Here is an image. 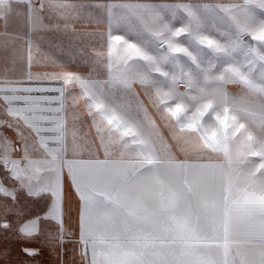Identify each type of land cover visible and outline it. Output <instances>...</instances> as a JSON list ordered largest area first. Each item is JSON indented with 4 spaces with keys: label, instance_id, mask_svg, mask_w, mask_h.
I'll list each match as a JSON object with an SVG mask.
<instances>
[{
    "label": "snow or ice",
    "instance_id": "snow-or-ice-1",
    "mask_svg": "<svg viewBox=\"0 0 264 264\" xmlns=\"http://www.w3.org/2000/svg\"><path fill=\"white\" fill-rule=\"evenodd\" d=\"M0 29V229L24 255L264 264V0H0Z\"/></svg>",
    "mask_w": 264,
    "mask_h": 264
},
{
    "label": "flooded vegetation",
    "instance_id": "flooded-vegetation-1",
    "mask_svg": "<svg viewBox=\"0 0 264 264\" xmlns=\"http://www.w3.org/2000/svg\"><path fill=\"white\" fill-rule=\"evenodd\" d=\"M21 207L23 208V214L9 217V221L14 227L18 226V223L24 220L26 216L38 211L37 208L32 206L25 207L23 203L21 204ZM2 216L3 213L2 210H0V217ZM75 220V213L72 214L71 219L67 220V227L73 232L76 230ZM23 246L24 242L16 238L15 232L5 233L0 229V249L8 248L10 250L8 259L11 261V264H60V256L53 252L49 246L43 242V238L33 241L28 245L40 249L41 254L35 259L29 258L22 253L21 249ZM73 247V244L66 242L63 254L64 264H80L79 257L74 253ZM0 264H4L3 257H0Z\"/></svg>",
    "mask_w": 264,
    "mask_h": 264
},
{
    "label": "crops",
    "instance_id": "crops-1",
    "mask_svg": "<svg viewBox=\"0 0 264 264\" xmlns=\"http://www.w3.org/2000/svg\"><path fill=\"white\" fill-rule=\"evenodd\" d=\"M0 31H2V29H0Z\"/></svg>",
    "mask_w": 264,
    "mask_h": 264
}]
</instances>
